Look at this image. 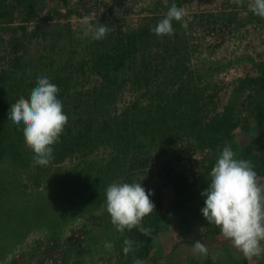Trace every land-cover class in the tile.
Returning a JSON list of instances; mask_svg holds the SVG:
<instances>
[{
    "label": "rangeland",
    "instance_id": "rangeland-1",
    "mask_svg": "<svg viewBox=\"0 0 264 264\" xmlns=\"http://www.w3.org/2000/svg\"><path fill=\"white\" fill-rule=\"evenodd\" d=\"M172 4L185 11L187 29L178 22L174 36L158 39L162 41L159 46L162 53L153 59L148 51L144 53L154 65L153 80L146 91L131 89L126 83L120 89L116 105L121 107L131 100L147 103L146 96L155 92V85L162 83L166 75L160 54L169 61L172 53L169 47L176 45L178 51L173 56L182 58L184 66L195 76L196 86L203 95L207 94V98L201 99L205 104L204 118L215 117L226 104L235 106L233 116L238 125L231 131L232 138L218 140L210 147L201 143L198 129L191 136L174 130L163 147H151L150 154L143 155L147 164L142 167L135 164L132 170H128V165L124 170L120 167L108 179L102 177L93 189H89V184L97 181L93 166L107 161V149L100 148L84 159L74 155L58 163L51 161L47 166L28 164L25 170L30 171L19 169L25 174L18 186L20 190L0 196V219L9 211L8 206H19L21 202L34 206L39 203L45 215L34 220L33 210L29 227L17 226L15 221L12 224L15 230L10 234L0 226V264H122L121 238L134 230L140 231L125 229L121 233L112 224L106 210V188L114 181L141 182L146 191H152L154 212L164 215L158 235L152 240L151 253L142 259L144 264H264V256L246 258L201 212L206 199L201 192L209 186V173L223 147L234 144L231 147L237 158L245 159L251 139L261 138L252 108L264 92L237 88L240 78L256 77L259 64L264 62V18L249 10V0H245L243 7L233 0H30L27 4L0 0V9L9 13L0 17V69L10 70L14 55L19 54L31 64L29 76L36 75V81L40 76L49 78L51 68L58 60L64 61L62 57L70 56L71 49L72 58L67 65L73 71L89 38L82 31L85 17L92 23H108L115 29L111 31L114 35H124L141 29L153 16L166 14ZM72 38L76 40L70 44L67 39ZM141 50L140 46L139 53L130 59L133 65L139 62ZM73 82L81 89L79 97H82L83 91L98 83V77L85 68L74 72ZM21 150L23 158L33 156L26 144ZM246 159L264 161V142L253 145ZM6 163L0 170H8L10 165ZM81 168L92 174L85 180L87 188L81 191L86 201L66 207L61 214L65 194L54 183L63 180L70 170L80 172ZM195 240L206 245V255L193 254ZM106 242L114 245L111 251L105 248Z\"/></svg>",
    "mask_w": 264,
    "mask_h": 264
},
{
    "label": "trees",
    "instance_id": "trees-1",
    "mask_svg": "<svg viewBox=\"0 0 264 264\" xmlns=\"http://www.w3.org/2000/svg\"><path fill=\"white\" fill-rule=\"evenodd\" d=\"M19 1L24 4L30 3V0ZM68 12L70 13V10ZM8 14L6 9H0V17ZM164 16L165 14L153 16L147 25L128 34L114 35L110 32L102 40H92L89 37L79 54L82 55L81 60L76 62L79 64L74 66L73 71L67 65L72 58L71 49L68 50L70 56L62 57L65 58L64 61L58 60L57 65L50 70L49 79L59 86V98L63 102L64 112L69 117L60 141L54 145L52 162L58 163L65 157L74 155L84 159L100 148L109 151L107 161L97 162L96 165L92 163L96 173L94 180L97 181L89 184V189H93L102 177L106 180L108 175H114L116 169L120 167L124 170L128 165V170H132L135 164H139L140 167L147 164L143 155L145 153L149 155L151 147H163L166 139L173 137L171 132L174 130L179 132L178 134L191 136L192 132L198 129L196 131L201 143L213 147L218 140H230L231 131L238 125V119L233 116L236 108L230 104L229 106L226 104L223 111L215 117L204 118L205 104L201 99L207 98V94L203 95L201 89L196 86L195 76H192L184 66L182 58L173 56L178 51L176 45L169 47V50H172L169 61L166 60L167 56L164 59L163 54H160L161 64L165 68L162 70L166 75L161 79L162 83L155 85V94L149 96L146 94L147 103L131 100L121 107L116 105L120 89L126 83L131 89L143 88L146 91L149 82L153 80L154 65L150 59L162 53L159 50L162 41L158 40L160 36L155 35L151 29ZM106 24L112 28L110 24ZM177 26L178 22L173 21V27ZM67 40L72 44L76 39ZM140 46L142 56L138 57L139 62L133 65L130 59L137 54ZM147 51L150 54L149 58L151 57L149 60L144 56ZM14 56L10 70L0 69V166L7 161L10 165L7 171L0 170L1 197L13 195L16 190H20L18 186L25 174L19 169L30 171L25 168L28 164H33L30 160L32 155H29V159H25L21 154L25 144L22 126H17L8 120V113L10 105L21 95L26 99L29 98L30 91L36 86V75L32 77L27 74L28 66L31 64L27 63L23 56L19 54ZM128 67L131 70L127 69ZM85 68L89 74L98 77V83L92 84L82 92L83 96L79 97L81 89L78 90L74 85L73 74ZM258 68L259 73L256 77L240 78L237 88L240 90L251 88V91L256 93L264 92V62L260 63ZM250 97L249 93L248 98ZM252 115L261 138L251 139L244 153L245 159L251 154L253 145L264 142V95L254 102ZM253 164L255 171L260 176H264V161ZM91 175L81 168L80 172L70 170L63 180L55 181L54 185L58 191H63L65 194V198L63 196L61 200L62 206L59 211L61 214L68 209L66 207L79 206L81 201H86L81 191L87 188L85 180H89ZM95 203L99 204L100 200L96 199ZM8 209L5 217L0 219V226L3 230H8L7 234L14 232L15 228L12 224L15 221L18 223L17 226L28 228L30 216L34 211H36L34 220L45 215L39 203L34 206L28 202H21L19 206H8ZM162 219H164L163 214L154 212L144 220L143 227L152 229L151 236H145L134 230L121 238L122 264H132L133 255L140 259L150 255L151 243L158 235V227ZM125 238L140 242L134 245L138 250L134 254L129 253L127 258L123 252Z\"/></svg>",
    "mask_w": 264,
    "mask_h": 264
},
{
    "label": "clouds",
    "instance_id": "clouds-1",
    "mask_svg": "<svg viewBox=\"0 0 264 264\" xmlns=\"http://www.w3.org/2000/svg\"><path fill=\"white\" fill-rule=\"evenodd\" d=\"M240 7L245 0H233ZM249 10L264 18V0H249ZM173 21L187 29L185 11L172 4L164 18L151 31L157 36H174ZM114 28L100 22L92 23L87 17L82 23L85 37L102 40ZM60 88L47 76L37 78L36 86L29 98L23 95L10 105L8 120L22 126L25 144L32 150L34 165L47 166L53 160L54 145L60 141L69 117L63 110L59 98ZM209 186L201 192L206 197L201 212L209 224L219 227L222 235L231 241L246 258L264 256V177L255 171L251 160L237 158L230 144L223 147L210 173ZM151 190L142 187L141 182L110 183L106 188V210L112 224L123 233L125 229H137L145 236H151L152 229L142 226L144 217L155 210L150 199ZM123 252L127 258L135 253L139 241L125 238ZM114 245L105 243L111 251ZM193 254L206 255L207 247L201 240L192 245ZM132 264H144L133 255Z\"/></svg>",
    "mask_w": 264,
    "mask_h": 264
}]
</instances>
